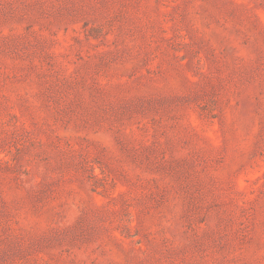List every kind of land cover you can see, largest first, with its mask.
I'll use <instances>...</instances> for the list:
<instances>
[{"label":"rangeland","instance_id":"1","mask_svg":"<svg viewBox=\"0 0 264 264\" xmlns=\"http://www.w3.org/2000/svg\"><path fill=\"white\" fill-rule=\"evenodd\" d=\"M0 264H264V0H0Z\"/></svg>","mask_w":264,"mask_h":264}]
</instances>
